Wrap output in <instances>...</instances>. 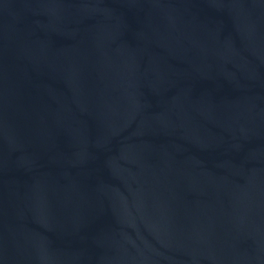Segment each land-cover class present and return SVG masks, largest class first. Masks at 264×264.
I'll return each instance as SVG.
<instances>
[{"label": "water", "instance_id": "1", "mask_svg": "<svg viewBox=\"0 0 264 264\" xmlns=\"http://www.w3.org/2000/svg\"><path fill=\"white\" fill-rule=\"evenodd\" d=\"M0 264H264V0H0Z\"/></svg>", "mask_w": 264, "mask_h": 264}]
</instances>
